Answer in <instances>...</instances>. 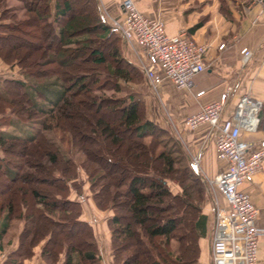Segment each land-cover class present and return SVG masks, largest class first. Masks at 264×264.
<instances>
[{
	"label": "trees",
	"instance_id": "trees-1",
	"mask_svg": "<svg viewBox=\"0 0 264 264\" xmlns=\"http://www.w3.org/2000/svg\"><path fill=\"white\" fill-rule=\"evenodd\" d=\"M22 1L30 17L8 8L0 15V57L16 59L26 76L0 78V175L6 177L0 187L1 245L13 220L23 221L18 246L4 264H28L40 243L47 264H102L94 225L82 219V201L70 196L72 189L81 192L75 182L80 165L96 204L113 209L108 224L116 264H198L207 180L184 142L147 115L143 98L102 92L108 84L121 91L123 82L143 71L122 54L123 36L106 21L99 0ZM29 22L37 44L57 42L51 62L76 66L66 71L67 83L61 76L39 80V70L23 57L7 55L14 48L7 43L20 39L16 30ZM52 123L70 135L71 149L85 154L80 164L48 134ZM19 182L34 186L21 184L16 191Z\"/></svg>",
	"mask_w": 264,
	"mask_h": 264
},
{
	"label": "crops",
	"instance_id": "crops-1",
	"mask_svg": "<svg viewBox=\"0 0 264 264\" xmlns=\"http://www.w3.org/2000/svg\"><path fill=\"white\" fill-rule=\"evenodd\" d=\"M140 10L151 17H162L166 31L170 34L181 30L199 42L207 44L205 70L194 78L191 89L180 88L170 79L164 78L158 94L164 104L153 109L149 102V114L164 124L166 110L176 122V135L184 142L193 157H197L202 172L213 177L227 170V161L218 156L214 128L203 123L196 128L186 123L188 115L198 111L202 105L218 100L229 90L224 116L233 113L240 96L250 93L262 100L257 125L252 130H243L242 137L254 141L255 147L264 149V0H134ZM103 13L110 11L122 16V0H99ZM225 43L223 47L220 44ZM125 44L127 57L140 65L144 51L140 47ZM248 47L252 54L244 60L242 49ZM205 90L204 93H199ZM167 122V121H166ZM252 201L259 207L256 223L264 226V159L262 168L254 180L245 185ZM223 202L226 200L223 198ZM211 204L204 206L207 213V229L200 238L201 252L198 264H212L211 239L215 212ZM102 264L114 262L111 238H98ZM18 246V238L3 239L0 244V264H4L7 253ZM37 246L33 259L28 264H47ZM255 264H264V236L260 238L258 258Z\"/></svg>",
	"mask_w": 264,
	"mask_h": 264
},
{
	"label": "built area",
	"instance_id": "built-area-1",
	"mask_svg": "<svg viewBox=\"0 0 264 264\" xmlns=\"http://www.w3.org/2000/svg\"><path fill=\"white\" fill-rule=\"evenodd\" d=\"M122 8V16H114L108 10L103 15L129 45L142 48L144 59L140 65L150 85L158 90L162 80L168 78L180 88L191 89L195 76L207 67V44L183 30L168 33L162 17L147 15L134 0H122ZM224 45L222 43L220 47ZM242 52L245 61L252 54L248 47H244ZM229 90L224 91L218 100L204 104L188 115L186 123L192 128L203 123L211 124L218 156L228 164L227 170L213 177L206 176L212 189L222 195V200L219 196L214 199L212 264H255L264 226L256 223L259 207L252 201L245 185L252 182L262 168L264 149L255 147L253 140L244 139L242 131L255 128L263 102L248 92L244 93L233 113L224 116ZM194 159L198 162L197 157Z\"/></svg>",
	"mask_w": 264,
	"mask_h": 264
},
{
	"label": "rangeland",
	"instance_id": "rangeland-1",
	"mask_svg": "<svg viewBox=\"0 0 264 264\" xmlns=\"http://www.w3.org/2000/svg\"><path fill=\"white\" fill-rule=\"evenodd\" d=\"M6 8H8L9 10L8 13L16 12L19 18H26V17H30L31 15V12L27 11V9L25 8L22 0H5L4 5H0V15L2 13V10ZM23 28L24 29L18 28V30H16L17 36H20L19 37L20 39L14 38L13 40L7 43V45H11L14 47V48H9L10 51L7 55H10L9 57H16V56L23 57L25 64H27L29 68L39 70L38 71L39 76H41V77H37L39 80H44V78H48V77L54 78L55 76H61L62 80H64L67 83L69 79V76H68L69 74H67L66 71H68L69 69L72 70V68L76 69L75 68L76 66L74 65L68 68L66 66H61L58 63H54L50 61V59L48 58L49 57L48 54L50 52H54V48L57 46V42L55 41V39H51L48 45L47 44L42 45L41 42L37 44V39L35 38V35H33L34 34L33 32L36 31L35 27H33V23L29 22L26 25H23ZM27 30H30V31H27ZM115 32L120 34V32L116 30ZM125 42L126 41L123 38L122 54L127 57V53L125 50V44H124ZM97 44H100V43H96V45ZM103 47L105 51L107 50L109 51L112 48V43H109V41H107L105 46ZM131 47L134 48V46H131ZM4 48L5 47H3V49ZM5 49H8V48H5ZM110 59L112 58L110 57ZM140 67L142 68L141 65ZM55 69L58 70L56 71L57 72L56 75H53V73H50V71H54ZM142 71L143 72L141 74L139 75L136 74L135 80H132L131 82H128L126 84L123 82L121 91H115L114 89H111L112 87L111 84H108V87L104 89V91L102 92H104L107 95H114V96H124V95L127 96L129 93H133L136 97L143 98L145 102L146 113L151 119H153L149 114V109L150 108L158 109L157 107H159V105L162 107V109H164V104L158 94V90L154 89L150 85L143 69ZM6 77H10V78L15 77V78H24V79L26 78L23 72L22 66L16 59H13V61L7 62L5 59L0 57V78H6ZM149 94L151 95L149 98L150 99L149 101L151 103L150 108H149L148 98H146L147 95ZM96 116L97 115H94V117ZM113 117L114 116H110L109 119L111 120ZM163 117L166 119L167 122L164 121V124L159 123L157 121L156 122L161 124L165 128L170 129L173 132V134L177 136L175 133L176 122L173 116L166 110V113L164 112ZM34 123H35L34 126L37 128L39 126L38 120H35ZM48 132H49L48 134H50L51 136H54V138L58 139L62 143L63 148L66 151H68L79 162V164L85 159L86 156L80 149L78 148L71 149L70 135L66 131H64L63 128L57 126L55 123H52L51 129ZM129 135L130 134L127 133L125 137ZM128 138L130 139L132 137H128ZM99 140L104 141L102 136L99 137ZM91 141L92 139L88 140L89 145L94 146L93 144L95 142L92 141L93 142L92 143ZM129 142L131 141L129 140ZM122 153L123 152L118 151V150L116 152L117 155L122 154ZM31 157H37V155H34V152H33ZM194 164L196 167L199 168V171L197 170L196 171L199 172L200 175L202 173L201 176L204 177L205 180H207L205 183L207 195L204 201V206L207 203H209V205L211 204L212 211L215 212L216 206H215L214 199L215 197L219 196V198L222 200V195L218 190L215 191L214 189H212V187L210 186L208 182V179L206 178L205 174L202 172L200 168V164H198V162L196 161L194 162ZM5 180H6V177L4 175H0V187H4V183L6 182ZM75 182L77 183V186L80 187L81 192L79 193L77 190L72 189L70 196L74 199H80L82 201V206H83V211L81 215L82 219L89 220L93 223L97 241H98V238H111V229L108 224V219L110 215L113 214V209H109V208L103 209L96 204L93 198V187L91 186L90 177L81 165L79 167L78 178H76ZM169 182L174 191L178 190L179 185L177 184V182L173 180H170ZM21 184L23 183L19 182L18 185H16V187L14 188V190L19 191L20 188H22ZM33 186H34V183L32 182L26 183L24 185V187L26 188H30V187L32 188ZM1 215L2 213L0 212V216ZM22 224H23L22 219L13 220L11 227L9 228L7 234L4 237L6 238V241L8 239L10 240V238H17L21 230ZM75 236H79L78 233L75 234ZM37 246L41 248V243L38 244ZM37 246H35V250L37 249ZM134 250H137V249H134ZM34 256H35V253L33 254V256H31V258H28L27 260L33 259ZM63 256H64V253H62L61 258Z\"/></svg>",
	"mask_w": 264,
	"mask_h": 264
},
{
	"label": "water",
	"instance_id": "water-1",
	"mask_svg": "<svg viewBox=\"0 0 264 264\" xmlns=\"http://www.w3.org/2000/svg\"><path fill=\"white\" fill-rule=\"evenodd\" d=\"M195 170L199 171V168L195 166ZM201 175H202V173H201Z\"/></svg>",
	"mask_w": 264,
	"mask_h": 264
}]
</instances>
